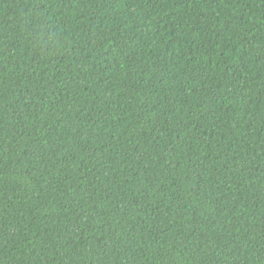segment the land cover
Here are the masks:
<instances>
[{
	"label": "trees",
	"instance_id": "obj_1",
	"mask_svg": "<svg viewBox=\"0 0 264 264\" xmlns=\"http://www.w3.org/2000/svg\"><path fill=\"white\" fill-rule=\"evenodd\" d=\"M0 264H264V0H0Z\"/></svg>",
	"mask_w": 264,
	"mask_h": 264
}]
</instances>
